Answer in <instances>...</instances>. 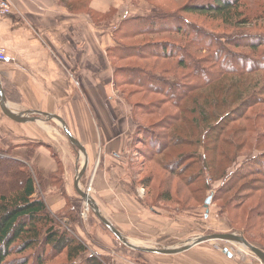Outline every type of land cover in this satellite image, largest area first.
<instances>
[{"label": "trees", "instance_id": "obj_1", "mask_svg": "<svg viewBox=\"0 0 264 264\" xmlns=\"http://www.w3.org/2000/svg\"><path fill=\"white\" fill-rule=\"evenodd\" d=\"M167 12L151 5L144 15L125 16L114 30L117 45L108 49L109 57L144 62L149 59L171 60L179 69L176 72L165 68L160 74H155L139 66L122 69L114 66L116 77L117 73H123L119 83L135 87L137 93L156 96L149 102H138L143 113H154L164 105L176 110L174 113L165 111L151 126H144L137 121L135 107L130 104L135 123L130 142L134 162L136 152L140 151L136 145L138 141L146 144L147 154L155 161L157 155L160 156L165 149L179 141L178 136L171 132L174 125L193 113L198 114L199 118H192L191 121L201 125L200 136L193 141L195 146L202 143L205 150L210 146L215 148L224 139L221 137L226 135L230 138V145L238 147L240 143L235 144V137L238 135L245 141L246 137H241L245 133L250 136L254 134V144L259 145L264 141V129L261 130L259 127L262 126L257 123L258 119H264V0H187L180 9ZM188 14L219 21L223 29L217 30L192 20ZM112 16H115L114 10L103 22L107 27L113 23ZM90 20L95 25L102 24ZM160 35H176L183 40L181 43L164 38L128 45L119 42V38ZM215 84L223 92L220 97L207 100L205 105L186 104L191 94ZM238 122L245 124L227 133L228 126ZM157 128L160 130L156 133L154 130ZM210 133L212 136L208 138ZM207 138L210 141L204 142ZM2 153V168L13 171L8 178L17 187L8 194L0 193V264H44L63 253L67 260L78 259L86 252V246L71 235L67 224L50 215L44 195L39 194L36 185L37 182L42 186V176L33 172L26 163L7 153L2 156ZM192 154L198 159L195 151ZM244 156V168L236 173L234 171L233 175L231 172L225 175L227 179L222 182L218 192H230L236 181L243 180L244 183L235 189L236 194L230 199L236 201L233 207L243 203L244 196L259 191L261 200L250 208V213L263 217L264 150ZM5 185L9 187L10 182ZM240 191L244 192V196L235 200V196L240 197ZM231 201L222 206L225 208ZM63 218L66 219L64 215ZM242 235L249 243L257 245L258 242L251 239L246 230L242 231ZM261 247L264 249V244ZM89 257V264H103L99 258Z\"/></svg>", "mask_w": 264, "mask_h": 264}, {"label": "rangeland", "instance_id": "obj_2", "mask_svg": "<svg viewBox=\"0 0 264 264\" xmlns=\"http://www.w3.org/2000/svg\"><path fill=\"white\" fill-rule=\"evenodd\" d=\"M54 1L69 13L84 14L94 22L102 23L101 25H96L97 28H100L99 31L101 33H105L103 31L106 28L114 30L116 24L120 22L119 17H121L122 10L114 8L113 23L107 27V24L103 22L112 15V10L108 8L99 9L94 0ZM126 2L135 6H145L146 9L153 5L163 8L169 13L180 9L187 0H126ZM119 4L121 6L124 3L120 2ZM187 16L197 22H203L211 28L223 29L219 21H212L203 16L191 14ZM120 32H122L121 28ZM164 38L173 39L181 43L183 40L182 37L176 35H160L154 37L140 36L131 39L119 38V42L124 45L140 44L148 40ZM102 59L105 61L104 58ZM109 60L118 69L139 66L153 71L155 74H160L165 68L179 72V69L176 68L171 60L149 59L144 62V60L117 59L115 57H109ZM122 75L123 73L120 75L117 73V82L123 79ZM112 94L132 104L135 107L137 121L141 125L145 124L144 126H151L163 116L165 111L170 113L176 111L170 106L164 105L154 113H143L142 109L138 107V102H149L156 96L137 93L135 87L124 85L123 83L115 85L112 88ZM222 94L220 86L215 84L208 89L191 94L187 98L186 104L205 105L207 100L213 97L218 98ZM118 102L120 104L117 107L120 110L123 109L125 114L124 104L122 105L121 101ZM192 118L193 120L199 118L198 114L187 115V118H183L182 121H178L174 125L171 132L178 136L179 141L165 149L160 156L157 155L155 161L147 154L148 148L146 144L138 141L136 145L140 147V151L136 152V159L133 163V173L138 182L135 186V194L134 196H112L114 200L119 198L124 203L132 199L134 201V209L121 219L116 215V212L124 213L123 206L118 204L120 208L115 210L112 207L114 200L111 201L110 196H105L107 201L104 202L105 206L102 209L107 213L105 214L106 217L109 220L113 217L119 221L120 224H116V228L120 230L128 241L138 246L151 248L180 247L201 236L217 233H234L238 236H243L242 231L246 230L250 238L258 242L255 245L264 252L261 247L264 244V216L257 217L250 213V208L260 202L261 192L255 191L248 196H244L243 191L238 192L240 197L235 196V200L244 196V202L235 208L233 206H235L234 203L236 201H231L230 199L234 193L236 194L235 189L244 183L243 180L236 181L230 192L222 194L218 192L222 182L227 179L224 178L225 175L228 176L230 172L233 175L234 171L236 173L244 168V155L256 154L264 150V141L259 145H255L254 134L250 136V134L245 133L241 137H246L244 138L246 140L244 141L243 138L237 135L235 144H240L238 147H233L230 145V138L225 135L221 137V139H224L218 142L217 147L210 146L209 149L205 150L202 143L200 146H195L193 143L200 136L201 125L194 124L193 120L191 121ZM257 123L262 126L259 127L261 130L262 128L264 129L263 118L258 119ZM244 124L243 122H238L229 125L227 133H232L235 129L244 126ZM158 129L154 131L157 133L160 130ZM211 136L212 133L208 135V138ZM208 138L204 142H209ZM254 148L256 149L254 150ZM194 151L199 156L198 159L192 154ZM3 155L6 154L2 153ZM75 155L79 156L76 150ZM27 157H29V154H27ZM82 159L80 158L77 163ZM1 164L2 161L0 162V193L5 192L8 194L17 186L8 178L13 171L2 168ZM58 176L60 175L58 174L54 179L50 180L52 184L56 183L53 185L55 188H51L55 190V193L60 192L64 195L63 186L60 184V177ZM190 176H194L192 181H190L192 178ZM7 182H10L9 187L5 185ZM36 185L39 194H41V190L47 191L43 186H39L37 182ZM80 186L83 191L87 186H90L91 190L89 193L91 198L97 203L98 196H95L94 193V183L88 181L87 184L82 183ZM72 193L73 195L69 197L56 196L61 198L60 201L63 200L62 203H64L58 210L49 208V204L54 200L52 198L54 193H51V196H47L48 193L43 197L50 215L56 217L61 223L67 224L66 226L71 229V235L76 237L79 242L85 244L86 252L80 255L78 259H75V261L67 260L65 253H63L44 264H89L87 260L90 259L89 256L91 255L95 259L99 258L103 261V264H264L248 249L237 243L224 240L205 241L177 254H149L133 250L115 238L97 219L94 211L87 206L86 202L87 205H85L81 197L73 189L71 190ZM209 196H211V200L207 208H204L205 200ZM228 201H231V204L224 205V208L222 205ZM138 204L139 207L137 206ZM63 215L66 218L65 220ZM224 249L231 253V257H228L223 252Z\"/></svg>", "mask_w": 264, "mask_h": 264}, {"label": "crops", "instance_id": "obj_3", "mask_svg": "<svg viewBox=\"0 0 264 264\" xmlns=\"http://www.w3.org/2000/svg\"><path fill=\"white\" fill-rule=\"evenodd\" d=\"M94 1L99 9L122 10L120 21L147 10L126 0ZM9 2L10 13L0 16V48L5 55L0 60V84L9 110L27 120L8 118L0 106V152L40 174L47 190L41 193H54L49 208L58 210L64 203L56 196H72V189L77 193L75 179L83 167V159L77 163L82 155H75L77 149L57 117L61 118L87 156L79 185L94 183L98 211L116 227L119 221L109 220L102 209L105 196L111 201L112 196H134L136 179L132 108L112 94L116 73L108 49L117 45L115 28L101 33L86 15L69 13L54 0ZM58 174L64 195L51 188L56 183L50 180ZM113 203L115 210L123 206L124 213L116 212L121 219L134 209L132 199L124 203L117 198Z\"/></svg>", "mask_w": 264, "mask_h": 264}, {"label": "water", "instance_id": "obj_4", "mask_svg": "<svg viewBox=\"0 0 264 264\" xmlns=\"http://www.w3.org/2000/svg\"><path fill=\"white\" fill-rule=\"evenodd\" d=\"M0 106H1V110H2L3 114H5L8 118H10L14 121H17V122L27 120L25 117L22 118L19 115H15L9 110L7 103L5 101V94H4V91L2 90L1 84H0ZM57 118L60 121L62 128H63L66 136L68 137L69 141L76 147L78 154L79 155L81 154L83 157V167L80 171L77 172L76 179H75V188H76L78 195L81 197L83 202H86L90 206V208L94 211L95 215L98 217V219L101 221V223L106 226V228L115 236V238L120 243H122L123 245H125V246H127L133 250H138V251L147 252V253L167 255V254L181 253L183 251L190 249L194 245L205 242V241L224 240V241H228V242L237 243V244L241 245L242 247L248 249L251 253L256 255L262 263H264V252L262 250H260L259 248H257L256 246L249 243L243 236H238L234 233L209 234L206 236L198 237V238H196V239H194V240H192V241H190V242H188V243H186L180 247H167V248L166 247L151 248V247L138 246V245L128 241V239L120 232L119 229H117L113 224H111L105 217H103L99 213L98 208H97L94 200H92V198L89 194H87L86 192H84L81 189V186L79 185V179H80L81 174H82V172H83V170L87 164L86 153L84 151V148L80 145V143L76 140V138H74L70 134L67 127L65 126L64 121L59 117H57ZM210 200H211V196H209L205 200L204 208H207V205L209 204ZM206 211H207V209H206ZM223 252L226 253V255L228 257H231V253L228 252L227 249H224Z\"/></svg>", "mask_w": 264, "mask_h": 264}, {"label": "built area", "instance_id": "obj_5", "mask_svg": "<svg viewBox=\"0 0 264 264\" xmlns=\"http://www.w3.org/2000/svg\"><path fill=\"white\" fill-rule=\"evenodd\" d=\"M10 11H11V5H10L9 0H0V16L10 13ZM4 59H5L4 51H3V49L0 48V60H4ZM90 190H91L90 186H87L84 189V191L88 194H90L89 193ZM85 205H87V204L85 203ZM87 206H89V205H87Z\"/></svg>", "mask_w": 264, "mask_h": 264}, {"label": "bare ground", "instance_id": "obj_6", "mask_svg": "<svg viewBox=\"0 0 264 264\" xmlns=\"http://www.w3.org/2000/svg\"><path fill=\"white\" fill-rule=\"evenodd\" d=\"M81 158V157H80Z\"/></svg>", "mask_w": 264, "mask_h": 264}]
</instances>
